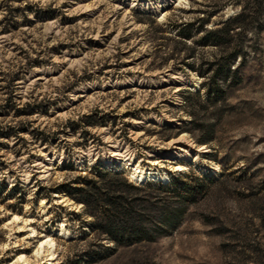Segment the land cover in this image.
Listing matches in <instances>:
<instances>
[{
	"label": "rangeland",
	"instance_id": "obj_1",
	"mask_svg": "<svg viewBox=\"0 0 264 264\" xmlns=\"http://www.w3.org/2000/svg\"><path fill=\"white\" fill-rule=\"evenodd\" d=\"M246 1L258 13L246 35L255 51L241 82L208 100L200 71L216 49L194 44L197 20L211 13L212 27ZM180 146L219 171L152 152ZM116 148L165 169L185 164L169 179L195 178L198 191L177 227L112 253L95 228L102 215L73 196L95 170L150 185L106 166ZM14 214L20 221L8 224ZM61 221L71 235L54 236L50 264H264V0H0V244H17L0 250V264L33 258L39 236ZM29 226L38 237L26 238Z\"/></svg>",
	"mask_w": 264,
	"mask_h": 264
},
{
	"label": "trees",
	"instance_id": "obj_2",
	"mask_svg": "<svg viewBox=\"0 0 264 264\" xmlns=\"http://www.w3.org/2000/svg\"><path fill=\"white\" fill-rule=\"evenodd\" d=\"M256 14L258 13L252 10L246 1L242 2L237 13L219 20L212 27H204L212 16L211 13L206 18H198L199 23L195 31L201 34L193 40L194 44L216 49L208 61V66L200 71L203 77L202 88L205 89L208 100L224 97L227 88L241 82L240 66L247 62L251 51H255L253 45L246 43V35L252 29ZM189 25L191 26L192 23L190 22ZM193 33L190 29L180 28L177 35L190 39L194 36ZM237 58L239 59L235 64ZM92 124L94 122H87V125ZM210 140L211 136L198 139V142L207 143ZM95 172L94 178L85 179L84 186L79 188L73 199L90 208L89 215L96 216V212L102 215L95 228L106 233L114 243L109 249L112 253L119 246L155 241L165 231L177 227L189 205L195 201L198 191L195 178L192 179L187 175L178 174L166 183L147 181L144 184L150 185L141 188L126 179H118L114 173L106 174L99 170ZM106 175L113 181L118 180L125 188L149 189V192L143 197L130 195L129 191L124 190L120 185L102 182L101 178ZM151 184L158 185L151 188Z\"/></svg>",
	"mask_w": 264,
	"mask_h": 264
},
{
	"label": "bare ground",
	"instance_id": "obj_3",
	"mask_svg": "<svg viewBox=\"0 0 264 264\" xmlns=\"http://www.w3.org/2000/svg\"><path fill=\"white\" fill-rule=\"evenodd\" d=\"M191 89L196 91L198 89V81L195 80L194 82L190 83ZM185 136V133L181 135ZM200 147H203L202 145ZM177 150L167 151L165 153L161 152L160 150L156 149L153 152L154 156L164 157L168 156L169 158H175L177 161H193L196 165L200 167V170L204 173L213 174L218 172L217 167H211L204 164H199V159L197 156L190 154L185 148L176 147ZM175 148V149H176ZM89 164L93 163L94 158L88 157ZM103 161L105 162L106 166L110 169L115 171L124 170L127 172L130 179L135 182L136 184L142 185L147 181H161L167 182L170 178L169 170L173 171H181L186 170L187 166L183 163H176L172 165L170 168L165 169L162 166H157L156 161L152 163H143L140 160H137L131 153L127 151H123V149L113 150L111 155L107 157H103ZM81 160H78V165L81 164ZM158 162V161H157ZM59 203L70 205L72 200H65L64 198H59ZM73 205V204H72ZM71 205V206H72ZM74 206L78 209L81 204L77 203ZM39 207L41 210L44 211L46 206V201L41 200L39 203ZM73 208V207H72ZM21 217L17 214H14L12 219L8 222V224L17 223L20 221ZM32 220L27 218L25 222H31ZM29 224V223H28ZM20 228V226L18 227ZM28 233L26 238H34L38 237L37 230L33 226L28 227ZM71 235L70 231L66 228V225L63 221L57 222L56 225H49V232L45 234H41L38 239L37 244L32 253L31 258L24 252H20L16 255V257L10 261L8 264H50L54 261L58 254L56 251L57 243L54 236H61L63 238H68ZM25 238V237H24ZM15 242V241H14ZM10 240L0 244V250L6 251L11 247L16 246L17 244H13L10 246Z\"/></svg>",
	"mask_w": 264,
	"mask_h": 264
}]
</instances>
